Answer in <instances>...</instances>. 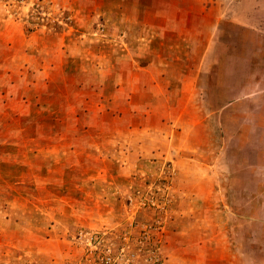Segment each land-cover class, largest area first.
I'll return each mask as SVG.
<instances>
[{"label": "rangeland", "instance_id": "1", "mask_svg": "<svg viewBox=\"0 0 264 264\" xmlns=\"http://www.w3.org/2000/svg\"><path fill=\"white\" fill-rule=\"evenodd\" d=\"M0 264H264V0H0Z\"/></svg>", "mask_w": 264, "mask_h": 264}]
</instances>
